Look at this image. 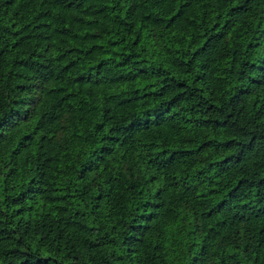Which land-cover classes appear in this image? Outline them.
<instances>
[{"label": "trees", "instance_id": "obj_1", "mask_svg": "<svg viewBox=\"0 0 264 264\" xmlns=\"http://www.w3.org/2000/svg\"><path fill=\"white\" fill-rule=\"evenodd\" d=\"M0 264H264V0H0Z\"/></svg>", "mask_w": 264, "mask_h": 264}]
</instances>
